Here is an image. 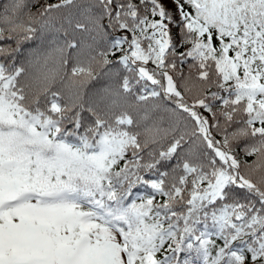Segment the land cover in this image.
<instances>
[{
  "label": "snow or ice",
  "instance_id": "1",
  "mask_svg": "<svg viewBox=\"0 0 264 264\" xmlns=\"http://www.w3.org/2000/svg\"><path fill=\"white\" fill-rule=\"evenodd\" d=\"M0 3V264H264V0Z\"/></svg>",
  "mask_w": 264,
  "mask_h": 264
},
{
  "label": "trees",
  "instance_id": "2",
  "mask_svg": "<svg viewBox=\"0 0 264 264\" xmlns=\"http://www.w3.org/2000/svg\"><path fill=\"white\" fill-rule=\"evenodd\" d=\"M3 2H4V0H0V3H3ZM165 3H167V6L169 8H173V5L169 2V0H165Z\"/></svg>",
  "mask_w": 264,
  "mask_h": 264
}]
</instances>
